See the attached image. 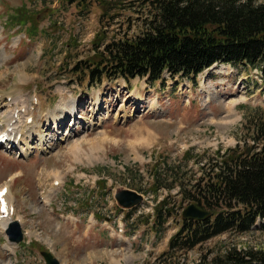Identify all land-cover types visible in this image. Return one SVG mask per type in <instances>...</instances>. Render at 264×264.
<instances>
[{
    "label": "rangeland",
    "instance_id": "374dc122",
    "mask_svg": "<svg viewBox=\"0 0 264 264\" xmlns=\"http://www.w3.org/2000/svg\"><path fill=\"white\" fill-rule=\"evenodd\" d=\"M85 3H0V100L9 99L0 102V124L18 106L24 107L21 120L30 115L33 125L31 137H23L17 148H0V184L19 171L10 183L12 218H21L20 228L27 232L23 245L0 233V264H45L39 254L43 249L59 264H154L187 205L176 186L168 191L163 186L182 151L200 154L237 146L249 152L259 144L248 136L252 119L264 111L261 78L253 66L223 62L194 78L163 73L154 82L136 77L90 82L86 73L74 72V63L91 51L89 41L99 28L108 36L141 29L134 0H110L114 10L101 18L96 1ZM21 5L35 16L33 38L7 22L5 11ZM69 106L73 117L66 115ZM51 113L62 120L56 126ZM44 171H53L60 184L40 197L34 179ZM188 175H199L195 165ZM156 176L160 181L154 194L150 188ZM50 184L48 178L40 189ZM121 189L140 195L128 219V209L112 197ZM164 194L174 210L153 230L150 205ZM116 219L122 233L114 230ZM254 223L244 233L215 235L177 256L194 264L231 246L264 251V218Z\"/></svg>",
    "mask_w": 264,
    "mask_h": 264
},
{
    "label": "trees",
    "instance_id": "16d2710c",
    "mask_svg": "<svg viewBox=\"0 0 264 264\" xmlns=\"http://www.w3.org/2000/svg\"><path fill=\"white\" fill-rule=\"evenodd\" d=\"M94 1L100 9L99 18L114 10L110 0ZM134 1L140 8L136 19L141 29L131 35L108 36L99 28L89 41L91 51L74 63V72L86 73L90 82L135 76L153 82L164 72L170 77L193 78L213 63L248 64L258 66L264 92V0ZM77 2L86 7L90 0ZM22 7H9L7 22L33 38L37 34L35 16ZM251 126L248 136L259 143L253 151L246 153L233 146L194 154L189 148L180 162L168 168L169 184L163 186L167 190L176 186L180 199L210 211V216L201 221L180 219L167 240V249L155 257L154 264H187L179 253L227 231L244 233L264 217L263 110ZM193 165L199 171L195 178L188 175ZM159 181L154 177L150 191H157ZM173 210L167 197L157 202L150 227L158 230ZM130 213L131 209L125 216ZM194 264H264V251L231 246Z\"/></svg>",
    "mask_w": 264,
    "mask_h": 264
},
{
    "label": "water",
    "instance_id": "95a60500",
    "mask_svg": "<svg viewBox=\"0 0 264 264\" xmlns=\"http://www.w3.org/2000/svg\"><path fill=\"white\" fill-rule=\"evenodd\" d=\"M114 198L118 205L128 208L136 205L140 199V195L129 189H121L114 194ZM180 214L183 219L202 220L209 216V211L198 208L193 204H187ZM5 234L7 235V239L13 242H18L21 239L20 229L14 222H11L9 227L6 228ZM40 254L46 264H59L58 260L50 252L40 251Z\"/></svg>",
    "mask_w": 264,
    "mask_h": 264
},
{
    "label": "bare ground",
    "instance_id": "6f19581e",
    "mask_svg": "<svg viewBox=\"0 0 264 264\" xmlns=\"http://www.w3.org/2000/svg\"><path fill=\"white\" fill-rule=\"evenodd\" d=\"M17 99L18 98H15V99H13V101H16ZM21 101H23V100L21 99ZM72 108H73V106H71L68 110L65 111L67 116H72L73 115ZM22 109H24V107L15 106V108L10 111V113L11 112L12 113L11 114L9 113L10 115L7 116V119H2L1 120L3 123L5 122V127L0 132H5V135H6V139H5L6 146L8 144H10V146H17L19 142L20 143L23 142L22 141L23 137L30 138L32 133H33V130H32L33 129L32 128L33 125L27 123V118H25L23 121L21 120ZM50 116H51V120L54 123V126H56V124H57L56 122L62 121V120L57 121L56 115L54 113H51ZM17 173L18 172H14L13 175L17 174ZM54 176H55V178L58 179L57 175H54ZM8 196L11 197V195L9 194V189H7V191H6V197L9 200L10 198H8ZM43 199H45V197ZM8 224L9 223L7 221V217H0V228L1 229H3V227L8 225Z\"/></svg>",
    "mask_w": 264,
    "mask_h": 264
}]
</instances>
